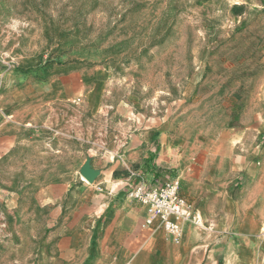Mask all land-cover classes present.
<instances>
[{
	"label": "crops",
	"instance_id": "obj_1",
	"mask_svg": "<svg viewBox=\"0 0 264 264\" xmlns=\"http://www.w3.org/2000/svg\"><path fill=\"white\" fill-rule=\"evenodd\" d=\"M47 78L38 97L30 95L28 74L0 76V153L16 146L24 127L50 136L36 166L41 174L27 176L29 184L44 186L35 196L48 198L59 216L49 238L54 257L45 264H264L259 114L238 127L200 130L180 115L124 113L123 102H108L99 83L85 87L76 70ZM27 82V90L2 95L4 85ZM52 153L62 159L58 172L45 161ZM86 158L99 172L93 183L79 174ZM175 178L201 217V225L180 222L178 236L157 221L144 226L147 210L127 195L141 183Z\"/></svg>",
	"mask_w": 264,
	"mask_h": 264
},
{
	"label": "rangeland",
	"instance_id": "obj_2",
	"mask_svg": "<svg viewBox=\"0 0 264 264\" xmlns=\"http://www.w3.org/2000/svg\"><path fill=\"white\" fill-rule=\"evenodd\" d=\"M55 70L78 71L85 87L99 83L124 113L180 115L215 131L259 114L262 125L264 0H0L1 78L28 74L30 95L42 97ZM27 89L4 85L2 95ZM24 130L0 153V264L54 257L56 206L27 178L41 174L50 136ZM61 160L52 153L45 161L58 172Z\"/></svg>",
	"mask_w": 264,
	"mask_h": 264
},
{
	"label": "built area",
	"instance_id": "obj_3",
	"mask_svg": "<svg viewBox=\"0 0 264 264\" xmlns=\"http://www.w3.org/2000/svg\"><path fill=\"white\" fill-rule=\"evenodd\" d=\"M127 195L133 202L147 210L148 218L144 226L150 227L157 221L158 226H163L168 234L178 236L180 222L201 225L200 215L180 195V183L176 178L154 187L141 183Z\"/></svg>",
	"mask_w": 264,
	"mask_h": 264
},
{
	"label": "water",
	"instance_id": "obj_4",
	"mask_svg": "<svg viewBox=\"0 0 264 264\" xmlns=\"http://www.w3.org/2000/svg\"><path fill=\"white\" fill-rule=\"evenodd\" d=\"M79 174L87 183H93L98 177L99 172L91 167V159L86 158L79 170Z\"/></svg>",
	"mask_w": 264,
	"mask_h": 264
}]
</instances>
